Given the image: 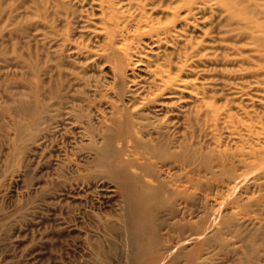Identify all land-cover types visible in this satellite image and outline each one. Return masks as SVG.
<instances>
[{"label": "bare ground", "instance_id": "1", "mask_svg": "<svg viewBox=\"0 0 264 264\" xmlns=\"http://www.w3.org/2000/svg\"><path fill=\"white\" fill-rule=\"evenodd\" d=\"M0 85L19 138L56 131L36 164L103 231L95 264H198L223 234L264 264V0H0Z\"/></svg>", "mask_w": 264, "mask_h": 264}, {"label": "rangeland", "instance_id": "2", "mask_svg": "<svg viewBox=\"0 0 264 264\" xmlns=\"http://www.w3.org/2000/svg\"><path fill=\"white\" fill-rule=\"evenodd\" d=\"M4 88L0 85V264H95V254L106 240L103 231L85 206L51 205L52 195L46 192V183L52 180L50 172H40V165L36 164L46 144L41 139H52L56 131L49 127L47 131L19 138L8 111L10 92ZM22 89L20 85L10 87L16 93ZM111 211L109 207L101 210L104 215ZM56 217L76 223L78 231L68 236L58 234ZM44 227L49 231L47 241L39 240ZM221 236L225 239L212 241L211 251L200 250L199 260L207 251L209 259L198 264H237V258L228 251L232 245L230 237ZM177 240L173 234L171 242L177 245ZM193 251L194 244L188 242L175 252L176 258L171 255L165 264H175L184 252ZM106 258L113 264L108 251Z\"/></svg>", "mask_w": 264, "mask_h": 264}]
</instances>
